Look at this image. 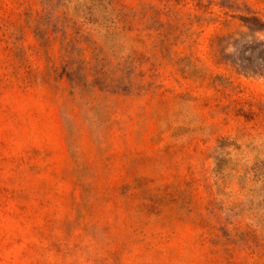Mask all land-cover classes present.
Returning <instances> with one entry per match:
<instances>
[{"label": "rangeland", "instance_id": "374dc122", "mask_svg": "<svg viewBox=\"0 0 264 264\" xmlns=\"http://www.w3.org/2000/svg\"><path fill=\"white\" fill-rule=\"evenodd\" d=\"M88 1L0 0V264H264V0Z\"/></svg>", "mask_w": 264, "mask_h": 264}, {"label": "trees", "instance_id": "16d2710c", "mask_svg": "<svg viewBox=\"0 0 264 264\" xmlns=\"http://www.w3.org/2000/svg\"><path fill=\"white\" fill-rule=\"evenodd\" d=\"M235 1L239 2V0ZM87 6L88 12L102 17V23H105L110 29L119 31L124 35L135 32L141 27L144 28L148 24H152V21L156 20V16L148 17L147 15H141L139 10L129 9L118 0H90ZM77 43L79 46L85 44L81 39H79ZM90 49V47L86 49L82 48V53L85 54ZM104 49V46L97 45H95L93 49L100 51L102 54L101 57L94 56L92 58L93 60L90 62V64L96 62L101 66V69L97 71L96 75L112 79H127L132 76V73L129 74V68H131L134 73L137 69L142 68V66L137 65L136 61V57L140 54L132 48L130 49V56L125 58V60L121 56L112 60L105 54Z\"/></svg>", "mask_w": 264, "mask_h": 264}]
</instances>
